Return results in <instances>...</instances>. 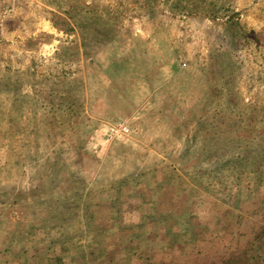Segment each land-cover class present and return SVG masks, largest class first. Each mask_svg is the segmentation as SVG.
Masks as SVG:
<instances>
[{"label":"rangeland","instance_id":"1","mask_svg":"<svg viewBox=\"0 0 264 264\" xmlns=\"http://www.w3.org/2000/svg\"><path fill=\"white\" fill-rule=\"evenodd\" d=\"M230 17L248 40L226 32ZM213 53L240 63L216 75L233 76L259 137L228 117L172 132L207 93ZM123 119L132 135L106 141ZM261 132L264 0H0V264H264ZM124 176L120 197L109 183ZM75 179L111 231L93 251L59 215ZM61 229L71 242H52Z\"/></svg>","mask_w":264,"mask_h":264},{"label":"trees","instance_id":"2","mask_svg":"<svg viewBox=\"0 0 264 264\" xmlns=\"http://www.w3.org/2000/svg\"><path fill=\"white\" fill-rule=\"evenodd\" d=\"M215 9L216 7L214 6L211 7L212 11H214ZM239 24L240 23L234 21L233 18L231 17L227 20L226 32H229L233 35L234 42L237 40V38H243L244 40H248V38H250V34L247 33V31L243 30ZM234 56L235 55L233 54H228V56L224 58V60L217 62L218 57L216 58V54L213 53L212 59L208 60L206 64H203L201 66V69L204 71L203 75L205 77V81L209 85L208 91L203 97L204 99L202 98L195 105V107L190 111L189 116L191 117L188 120H185L182 123H180L175 129L172 130V132L175 135H181V132L188 128L187 127L189 125L188 123H190L191 120H195L196 117H197L196 121H198L197 124L200 123L201 121L200 119H203L202 124L199 125V127L203 128L200 131V133H203V134L206 131L205 126L206 127L209 126L210 131L213 132L214 126L216 125L215 122L221 118L225 119L228 117V119H231V121H234V123H237L239 126H241L243 134L247 135L245 137H259L260 136L259 134L256 135V132H258V130L260 129V126L257 123L258 118L254 116L247 117V115L244 114V112H242L241 110L242 109L241 106L250 107L251 103L250 102L246 103L242 100L237 101L239 99L238 98L239 94H237L238 93L237 85L233 83V76L232 75L228 76V79L226 80V82L223 83L224 74H221L220 77L216 75L215 69L218 68V66H220L219 64H222V63H225L227 65L224 67L225 71L228 72L229 66L231 67V72H234L235 70L238 71L241 65L238 62L236 56L235 57ZM235 59L237 62L235 61ZM52 103H53L52 112H56L57 111L56 105L54 104L55 101H52ZM214 108H216V110H214ZM200 110H203L205 113H207L206 116L203 115L202 117V115H200L201 117L199 118L198 111ZM239 110H241V112ZM49 120H52V119L49 118ZM251 130L253 131V133H255V135L251 134ZM261 135H264V133L261 132ZM191 150H192V146L190 145L186 146L184 149L186 153L190 152ZM190 158L188 157L187 159H190ZM168 168H172V167L169 166ZM157 170H158V167L155 166L146 171H151V173H156ZM163 171L166 174L165 168H163ZM74 177L76 178V176ZM132 181H135V177L132 178L129 176H124V177H120L114 182L109 183L110 184L109 186L115 188V190L117 189L116 191L117 195L121 197V194H123V189L125 188V186H127ZM74 182H75V186H74L75 188L73 190V196L75 198L73 199L74 200L73 202L75 204L73 207H70V206L61 204L59 201H57V206L65 207L66 209V212L61 211L59 215H61V218H63L61 220L62 222L72 221L69 224L72 223L75 226L77 225L79 226L77 228L80 229V233H81L80 235L82 237L81 242H83L84 245L88 246L89 248L92 249L91 251H93L95 248L100 247L101 243L105 242L107 238L106 236L111 235L110 234L111 231H108L107 225L99 224L96 221L95 217L89 214H86V212L88 211V207L86 206L88 204V201L85 198V195H86L85 188L76 179ZM119 196H116V199L111 201V204L113 205V207H116L120 204L121 200ZM79 202H81L82 205H84L83 208L81 207ZM58 209H61V208L58 207L57 210ZM127 226H130V225H127ZM68 233L69 232L66 231V229H61L59 235L53 236L52 242L53 243L60 242L61 244H64L65 241L71 242L72 237H69V235H67ZM153 234L154 232L153 233H145V231L141 233L136 232L135 235H133L132 237H129V239L127 240V243L125 244V250L133 248L134 245H136L135 242L138 239H145V240L150 241V239L153 237ZM175 243L176 242H174V244ZM188 245L190 248L195 247V242L188 243ZM139 254H140V250L139 251L138 249L135 250L134 254L130 257V259L132 260L134 255H139ZM57 264H63L61 259L59 260V262H57ZM110 264H116V263L113 260H111Z\"/></svg>","mask_w":264,"mask_h":264},{"label":"built area","instance_id":"3","mask_svg":"<svg viewBox=\"0 0 264 264\" xmlns=\"http://www.w3.org/2000/svg\"><path fill=\"white\" fill-rule=\"evenodd\" d=\"M134 132L133 127L126 120H119L105 125L104 137L106 141L112 142L117 139L130 137Z\"/></svg>","mask_w":264,"mask_h":264}]
</instances>
